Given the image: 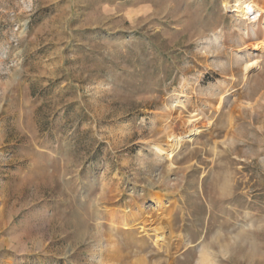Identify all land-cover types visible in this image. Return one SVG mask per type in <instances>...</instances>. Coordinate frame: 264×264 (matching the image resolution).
Masks as SVG:
<instances>
[{
	"label": "rangeland",
	"instance_id": "obj_1",
	"mask_svg": "<svg viewBox=\"0 0 264 264\" xmlns=\"http://www.w3.org/2000/svg\"><path fill=\"white\" fill-rule=\"evenodd\" d=\"M0 264H264V0H0Z\"/></svg>",
	"mask_w": 264,
	"mask_h": 264
},
{
	"label": "bare ground",
	"instance_id": "obj_2",
	"mask_svg": "<svg viewBox=\"0 0 264 264\" xmlns=\"http://www.w3.org/2000/svg\"><path fill=\"white\" fill-rule=\"evenodd\" d=\"M245 1H247V0H245ZM247 4L244 6L245 8H247L248 10H254V5L251 3V2H246ZM248 10H243V14L245 15V16H247V14H248ZM256 10V9H255ZM259 12V11H258ZM258 12H257V14H258Z\"/></svg>",
	"mask_w": 264,
	"mask_h": 264
}]
</instances>
